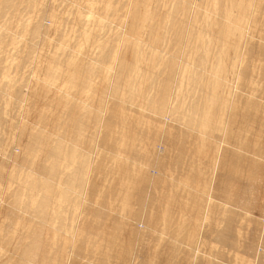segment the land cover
<instances>
[{"label":"rangeland","instance_id":"374dc122","mask_svg":"<svg viewBox=\"0 0 264 264\" xmlns=\"http://www.w3.org/2000/svg\"><path fill=\"white\" fill-rule=\"evenodd\" d=\"M89 1L92 0H37L36 5L30 13L26 14V17L34 20L37 15L39 17L41 15L39 19L42 23L40 39L34 40L33 44L29 41H22L15 45L6 43L3 46L1 56L4 60L0 62V111L9 113L5 116L8 128L7 137L9 139H11L12 132H14L9 127L10 123L12 126H16L19 113L30 111L32 115L29 116V122L32 123L33 120L34 122L39 120L38 115L40 116L41 112L52 111L53 116H56L57 111L59 114V112L66 109L64 104L47 108L55 96V88L64 83L61 79L60 81H54V89L48 93L42 91L40 94L33 95V89L36 86L35 81V84H33V71L37 66L40 74L44 75L46 68L52 65L54 60L52 54L57 52L58 58L64 59V56L62 57L59 54L66 48L74 49L77 46L75 45L76 37L74 35H77L82 29L91 30L93 39L116 37L122 35L126 30L124 22L121 20V15L124 12L120 5L119 19L113 16L112 13L104 14L103 24L106 28L104 27L105 30L103 31L101 26L94 25L93 18L95 17L90 15L87 6ZM111 1L114 4L121 3L118 2L119 0ZM251 1L255 13L252 15L250 11L247 13L251 22L249 29L251 38L248 40V60L246 59L247 62L245 61V63L250 66V69L253 66L255 67L254 70L252 69L249 82L243 90L236 89L237 81L234 80L235 76L232 74L227 76L224 73L221 75L223 78L220 77L230 86L229 98L222 97L223 101L228 102L229 100V104L227 103L224 108H221V114H227L229 121V125L222 135L224 144L222 151H217L219 150L218 144L221 141L219 132L215 133L213 141L179 124H173L174 126L164 125V129H162V124H157L154 119L147 117L146 106L142 105V108L138 109L139 107H136V105L134 107L132 104L133 106L130 107L129 104H125V101L122 103L117 101V103L110 97L107 100L109 103H115L118 107L122 106V108L115 109L112 115L110 112L109 128L106 126V129L103 130L104 135L100 138V141H102L100 146L102 145L103 151L90 146L91 139L88 140V138H91L93 128L91 124L86 126L88 127L86 143L81 145L80 141L78 142L83 149L89 151L92 156L94 155L97 161V164L89 170L90 186L96 187L95 193L85 194L84 200H82L78 190L73 191L68 199L60 198L63 193L58 194V205L53 206L50 210H61L60 218H56L65 222L69 237L62 234L55 240L56 236L49 235L44 231L42 240L46 243L44 245H47L45 246L47 250L42 253L45 258L42 257L39 264H45L46 260H48L46 261L47 264H211L212 261L214 264H218L217 256L221 260H219L220 264H255L257 262H263L264 264V258L255 259L257 252L255 242L260 236L262 226L259 223L261 227H259L257 234L255 227L246 221L239 220L246 209L255 215L257 219L260 217L258 211L264 209V155L262 153V150L264 151V0ZM76 9H80V13H76ZM53 14L57 17V29H54ZM122 19L124 20L125 17ZM1 25L2 20H0ZM60 28H62V31H60ZM141 34L143 44L140 49L146 57L150 44V34L147 29H143ZM212 36L214 38V35ZM229 39L233 42L234 37L231 36ZM35 41L37 42L35 43ZM27 45L31 46L29 56L24 53V48ZM123 46H125L123 43L120 44L118 49L120 59L124 58ZM244 48V55H246L247 47ZM229 50L228 55H231L230 58H232V48L229 47ZM82 51L86 54V57L88 55L90 58L95 52L99 53L97 47L92 45H85V48L83 46ZM126 54H128V61L131 62V54ZM26 57L28 58L26 59ZM51 57L53 60H51ZM56 61H59V59ZM19 64L21 67L17 68ZM216 65H218V62L213 61L212 67L214 68ZM56 66L59 67L60 65L57 64ZM3 75L7 76L8 80L6 78L2 79ZM104 78V76L103 78L99 76L98 79L94 80L101 87L98 90L99 92H97L98 86L95 90H92V92L95 91L96 95L104 90L106 84ZM227 78L229 80L231 78L233 81L228 82L225 80ZM10 79H12V82ZM23 82L27 83L26 86L22 84ZM21 84L26 87H24V92L26 91L28 99L26 101L28 104L25 103L23 107L15 104L16 100L21 98L11 97ZM7 85L10 88L5 91ZM64 85L66 86V84ZM66 88L63 87L71 94L76 91V89L69 86ZM87 93L86 91L84 94L83 92L77 93L74 100L76 101V97L77 99L80 97L79 94L83 96L81 97L84 100ZM88 95L86 97H91V102V93L89 92ZM87 98L86 101L89 102V98L88 100ZM189 98H187V101ZM6 100L8 101L7 104H5ZM94 100L97 103L101 101L98 97ZM103 100L106 99L103 98ZM55 101L59 102V99L54 98L52 103L54 104ZM122 109L124 111L122 113L128 114L125 115V119H123L124 114H120ZM45 115L48 116V114ZM214 127H216V123ZM52 128L60 136L64 135L65 130L67 131L66 128L60 126H52ZM109 129L111 135L105 139V133ZM75 144H77V141ZM165 146L169 151L165 150ZM13 149L17 153L19 151L18 145H11L7 151L11 152ZM161 149L165 152L164 163L161 162L163 155L157 153ZM116 152L126 156V158L119 159L121 161L118 160L121 163L109 165L107 162L105 164L102 162L104 157L112 159L121 156L115 154ZM2 153L4 154L3 151L0 152L1 155H3ZM1 155L0 161L5 157V155ZM242 156L246 158V161ZM175 161L179 163V166ZM217 161L219 165L215 168V162ZM133 162L140 165L143 170L137 166L136 171H130L129 173L124 171L129 169ZM160 163H163L164 166ZM253 169L258 171H252ZM158 170L163 173L159 181L155 180L158 176ZM248 171L253 173L250 185L248 184ZM1 173H3V176L0 174V199L2 198L4 201L0 206V220L2 221H0V253L4 252L3 254H5L4 247L18 248L21 237L32 236V231L37 227L38 219L33 217L31 210L26 212L25 215L20 211H16L15 216L20 219H28L30 223L15 226L11 222L12 219L8 215L10 207L8 203L6 204V200L11 199L10 190L15 189L16 186L18 187V183L14 180L18 179L22 184H28L29 176L24 173H12L10 170ZM213 173L212 187L214 191L212 190L213 193L208 194ZM109 186L115 187L113 200L99 201L103 198L100 196H104L103 193ZM87 190L89 191L90 188L87 187ZM44 196V192L39 193L40 198ZM209 204H211L210 210ZM254 204L257 206L255 211ZM205 205V213H210V218L208 216L204 217ZM246 205L248 206L246 207ZM220 206L222 208L231 207L234 210L235 220H237L232 223V226L228 227V221L226 222L223 217H220ZM202 219L205 221L204 223ZM141 221L146 222L149 229ZM224 222L226 224L223 225ZM134 225L141 231V238L132 234L131 229ZM151 228L152 232H150ZM221 228L224 231L222 244L217 241V234H215ZM76 229H85L88 235L74 236ZM187 230H189L188 235L184 238L183 233ZM73 236L74 240L86 238L87 243L84 240L79 241L86 243L87 249L91 250L93 245H97L101 246L104 252L92 253L90 251L79 252L73 250V247H71V244L74 245L75 242ZM14 257L16 260L14 259L15 261L13 260L12 264L14 262L18 264L20 262L27 263V257H24L21 253H16Z\"/></svg>","mask_w":264,"mask_h":264},{"label":"bare ground","instance_id":"6f19581e","mask_svg":"<svg viewBox=\"0 0 264 264\" xmlns=\"http://www.w3.org/2000/svg\"><path fill=\"white\" fill-rule=\"evenodd\" d=\"M118 2L121 3L114 4L111 0H92L88 2L87 6L91 13L90 15L95 17L93 18L94 25L101 26L104 31V27L106 28V26H104L105 24H103L105 15L112 13L113 16L119 19L118 14L120 5L124 12L123 15H121V20L124 22V28L126 29L122 35L105 39H93L91 30L82 29L77 35H74L76 37L75 45L77 46H75L74 49L66 48V50L59 54L62 57L64 56V59L58 58L56 52V54H52L54 60L51 57V60H53L52 65L46 68L44 75L40 74L38 66L33 71V84L36 83L34 89L32 87L34 96L36 93H42V91L48 93L53 90L55 80L60 81L61 79L64 82L54 90V98L59 99V102L55 101L53 104V98L52 102H50L51 104H49L47 108H49V106L54 107L64 104L66 109L59 112V114L57 111L58 116L57 114L53 116V112L48 110H46V113L41 112V115L43 114L44 116L38 115V117H40L39 120H36L37 122L33 120L32 123L29 122V116L32 115L30 111L19 113L16 126H12L11 123L9 126L14 130L11 139L7 137L8 128L7 122L5 121V116L9 113L7 111H0V152H4V154L2 153L3 155H0H5L4 159L0 161V174L3 176V173H1L2 171L10 170L12 173H24L29 176L28 184H22L20 180L15 179L14 181L18 183V187L16 186L14 189L11 186L13 189H9L11 199L6 197L8 199L6 200V204L8 203L10 207L8 212L9 218L12 219L11 222H13L15 226L29 224L30 220L20 219L14 214L16 211H20L25 215L26 212L31 210L33 217L38 219L37 227L32 231V236L21 237L19 240L20 246L18 248L11 246L4 247L6 253H0V264H12L16 253H21L24 257H27V263L19 261V264H39L42 257H44L42 253H45V250H47L45 247L47 245H44L45 242L42 240L44 231L49 235L56 236L55 240L62 234L69 237L65 222L62 219L56 218H60L62 214L61 210L51 211L50 209L58 205L57 199L59 198V193H63L60 198L68 199L73 191L78 190L82 200H84L85 194L95 193L96 187L90 186L89 170L92 166L97 164V161L94 155L92 156V154L86 149H83L81 145L86 143V138L88 137L86 136V131L88 129L86 126L91 124L93 128L91 135L89 134L91 138H88V140L91 139V145H89L103 151L102 145L100 146L102 143L100 138L104 135L103 130L106 129V126L109 128L110 112L112 115L115 109L122 108V106L118 107L115 103H109L107 100L110 99V97L116 102L122 103L125 101V104H129L130 107L133 105L135 107L136 105V107H139L138 109H141L142 105L146 106V113H148L147 117L154 119L157 124H162V129H164V125L170 124L174 126L173 124H179L211 140L215 139V133L219 132L221 136L219 139H221V141H216L219 142V150L217 151H222L224 147L222 135L224 130L228 127L229 121L227 114H221V108H224L227 103L229 104V100L228 102L223 101L222 97L226 96L229 98L230 86L228 83L221 80L220 77H222L221 75L224 73L227 76L228 74L235 76L234 80L237 81V90H243L249 82L250 73L255 67L252 65L253 68L251 67L252 69H250V66L245 63V61L247 62L248 60V40L251 38L249 32L251 22L247 13L248 11H250L251 15L255 13V9H253L251 5L252 1L119 0ZM36 3L37 0H0V20H2V25L0 26V62L4 60L1 53L6 43H11L12 45L22 41H29L32 43L41 36L42 23L39 21L41 15L40 17L37 15L34 20L26 17V14L31 12ZM79 10L80 9H76V13H80ZM123 17H125L124 20L122 19ZM56 18V15L53 14L54 29H57ZM58 27L60 26L58 25ZM61 29L62 28H60V31H62ZM143 29H147L150 34L149 43L151 45L149 44L146 57L140 49V46L143 44L141 38V31ZM212 35H214V38ZM231 36L234 37L233 42L229 39ZM36 42L37 41H35V43ZM122 43L125 45L123 46V51H125V53L124 58L120 59L118 49ZM85 45L96 46L99 53L95 52L91 58L88 55L86 57V54L82 51ZM229 47L232 48V58H230L231 55H228L230 51ZM244 47H247L246 55H244ZM30 49L31 46L28 45L24 48V53H26L27 56L30 54ZM31 51L33 52V50ZM126 53L131 54V62L128 61V54ZM27 58L28 57H26V59ZM57 59H59V61H56ZM213 61L218 62V65L214 68L212 67ZM57 64L61 67L56 66ZM20 67L19 64L17 68ZM99 76H102V78L103 76L105 77L104 80L106 79V84L104 85V90H101L102 92L96 95L94 93L95 91L92 92V90H95L98 86L97 92H99L98 90L101 87L94 81L98 79ZM4 78L8 80L5 75L2 76V79ZM10 80L12 82V79ZM22 80L24 81V79ZM225 80L230 82L228 78ZM231 81H233V79ZM8 82L10 84V81ZM22 84L25 83L23 82ZM22 84L16 89L13 96H11L15 99L21 98L15 102L16 106L19 107H23L28 100L25 93L26 91L24 92L27 83L25 86ZM64 84H66V86ZM8 85L5 87V91L10 88ZM68 86L76 89V91L71 94L63 89V87L68 88ZM85 91L88 93L85 94L84 100L82 99L83 96L80 94L78 96L82 97H78V99L76 97V101L74 100V96H76L77 93L83 92L84 94ZM89 92L91 93L90 96H92L91 102V97H88L89 100L86 97ZM96 97L101 100L99 103L94 100ZM188 97L190 98L187 101ZM86 98L89 102L86 101ZM103 98L106 100H103ZM64 99L66 100L65 102ZM7 102L6 100L5 104H7ZM122 112H124L123 109L120 113L123 115L124 113ZM45 114H48V116ZM125 115L128 114H124L123 119L126 118ZM215 123L216 127H214ZM52 126L64 127L67 131L65 130L63 133L64 135L60 136ZM110 135L109 129V131L105 133V139ZM76 141L77 144H79L78 142L80 141V147L75 144ZM93 143L95 144L94 146ZM15 144L18 145L19 151L17 153L14 152V149H17L14 148L11 152H8L7 150H9V147ZM116 146L118 147L119 145ZM165 150H168L166 146ZM158 151L157 153L159 155H163L161 162L164 163L163 159L165 157V152L163 149ZM262 153L264 155L263 150ZM115 154H120L122 158L121 156L113 157L112 159L104 157L102 158V162L104 164L107 162V164L113 165V163H121L119 159L126 158L125 154L122 155L118 152ZM242 157L244 161H246V158L244 156ZM163 163L160 164L163 165ZM175 163L179 166L177 161H175ZM131 165L129 169L124 171H128V173L130 171H136L137 166L142 169V167L135 162ZM217 165H219L218 161L215 162V168ZM255 170L258 171L257 169H253L252 171ZM158 171V176L155 179L157 181L163 176V173L160 170ZM248 172V184L250 185V181L252 182L253 179V173L251 171ZM214 173L212 175V182L210 183L208 194L213 193L211 192L212 190L214 191L212 187ZM153 181L152 184L154 183ZM87 187L90 188L89 191ZM41 192L45 193L43 198L39 197V193ZM103 194L104 196H100L103 198L99 199V201H112L113 195L115 194V187L109 186ZM6 196L8 195L6 194ZM3 201L4 199L1 198L0 206ZM209 201L211 202V200ZM124 203L126 204L125 201ZM210 205L211 204H209V210ZM247 206L248 205H246V207ZM253 206L254 211L257 210L256 204ZM205 209L206 205L204 206V213L206 211ZM219 210L221 212L220 217H223L226 222L228 221V227L232 226V223L237 220H235L234 210L231 207H221ZM258 212V216H260L259 219L246 209L241 214L239 220L246 221L248 224L255 227L257 234L259 227L262 226L260 236L255 242L257 247L255 259H262L264 258V209H260ZM205 216L210 218V213H205L204 217ZM141 222H143L145 226L147 225L146 222ZM204 222L205 221H203V223ZM226 222H224L223 225L226 224ZM146 228L149 229L148 226H146ZM131 230L133 235L140 237L141 231L137 226L134 225ZM150 232H152V228ZM188 232L189 230L183 233L184 238L187 237ZM223 232L221 228V230H217L215 233L217 234V241L220 244H222ZM75 235L87 236L88 233L85 229H76L74 236ZM74 236V245L71 244L73 250L75 249L79 252L90 251L92 253L104 252L101 246L99 247L97 245H93L91 250L87 249L85 246L87 239L82 238L74 240ZM79 240H84L86 243H82ZM68 248H70V246H68ZM217 258L218 264H220L219 256H217ZM46 261L45 264H47ZM14 264L18 263L14 262ZM211 264H214L213 261ZM255 264H263V262H257Z\"/></svg>","mask_w":264,"mask_h":264}]
</instances>
